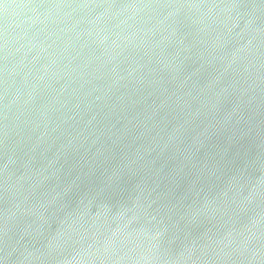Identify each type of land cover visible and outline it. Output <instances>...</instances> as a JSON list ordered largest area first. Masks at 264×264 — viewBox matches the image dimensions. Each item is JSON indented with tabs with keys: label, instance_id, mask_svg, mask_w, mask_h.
Wrapping results in <instances>:
<instances>
[{
	"label": "water",
	"instance_id": "95a60500",
	"mask_svg": "<svg viewBox=\"0 0 264 264\" xmlns=\"http://www.w3.org/2000/svg\"><path fill=\"white\" fill-rule=\"evenodd\" d=\"M0 264H264V0H0Z\"/></svg>",
	"mask_w": 264,
	"mask_h": 264
}]
</instances>
